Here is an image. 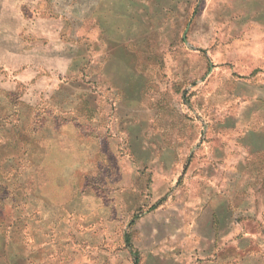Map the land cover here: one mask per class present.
Masks as SVG:
<instances>
[{
  "label": "rangeland",
  "instance_id": "374dc122",
  "mask_svg": "<svg viewBox=\"0 0 264 264\" xmlns=\"http://www.w3.org/2000/svg\"><path fill=\"white\" fill-rule=\"evenodd\" d=\"M16 108L0 264H264V0H0Z\"/></svg>",
  "mask_w": 264,
  "mask_h": 264
},
{
  "label": "trees",
  "instance_id": "16d2710c",
  "mask_svg": "<svg viewBox=\"0 0 264 264\" xmlns=\"http://www.w3.org/2000/svg\"><path fill=\"white\" fill-rule=\"evenodd\" d=\"M20 115L21 113L16 108L13 110L14 119L3 120L4 117H2L3 119L0 118V131L4 132L0 134V166L7 159L12 161L19 159L18 152L23 149V143L30 135V125L26 122L27 118L21 119ZM36 122L37 120L35 121V126L37 125ZM261 153H263L261 156V160L263 161H260L264 163V150ZM258 175L259 172L255 171L254 177ZM262 186L264 187V175L261 177V185L259 188Z\"/></svg>",
  "mask_w": 264,
  "mask_h": 264
},
{
  "label": "crops",
  "instance_id": "0c3cea01",
  "mask_svg": "<svg viewBox=\"0 0 264 264\" xmlns=\"http://www.w3.org/2000/svg\"><path fill=\"white\" fill-rule=\"evenodd\" d=\"M253 132V131H252ZM261 234L264 236V232H261Z\"/></svg>",
  "mask_w": 264,
  "mask_h": 264
}]
</instances>
